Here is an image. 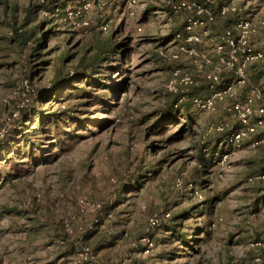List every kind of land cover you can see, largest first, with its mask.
<instances>
[{
  "label": "rangeland",
  "instance_id": "374dc122",
  "mask_svg": "<svg viewBox=\"0 0 264 264\" xmlns=\"http://www.w3.org/2000/svg\"><path fill=\"white\" fill-rule=\"evenodd\" d=\"M192 1L0 0V264H264V0Z\"/></svg>",
  "mask_w": 264,
  "mask_h": 264
},
{
  "label": "built area",
  "instance_id": "2783aa9c",
  "mask_svg": "<svg viewBox=\"0 0 264 264\" xmlns=\"http://www.w3.org/2000/svg\"><path fill=\"white\" fill-rule=\"evenodd\" d=\"M131 2L135 3V0H131ZM213 5H214L213 0H194L188 3H180V4L172 5L171 8L174 12L184 11L195 14V17H189L186 19L185 22V31L188 34L186 40L188 42L198 41L197 36L194 35V30L196 28L203 27L204 25H207V23L214 22L215 16L212 9ZM218 10H219L218 14L220 16H228L240 12V10L236 6L230 4L223 5ZM236 29H238L239 40L237 39L234 40L232 38V35L229 32H227L223 41L225 42L228 48L232 49V52H235L233 51L235 47L234 44L235 42L237 43V41H239L240 45L244 46L242 52L245 54V60H244V64H245L247 61L253 58L251 56L252 53L250 52V50L247 49L245 52L244 48H246L247 38L251 35L256 34V28L248 22L240 21L237 24ZM218 49L220 50L221 47H218ZM263 51H264V46H263ZM209 105H211V103H209ZM257 117L260 118L258 124H262L264 122V106L257 111Z\"/></svg>",
  "mask_w": 264,
  "mask_h": 264
},
{
  "label": "trees",
  "instance_id": "16d2710c",
  "mask_svg": "<svg viewBox=\"0 0 264 264\" xmlns=\"http://www.w3.org/2000/svg\"><path fill=\"white\" fill-rule=\"evenodd\" d=\"M52 3H54L55 2V0H50ZM32 8L31 9H28L26 12H27V14L29 15V17L31 18V15H33V13H32ZM213 10H214V8H213ZM15 36L17 37V41L18 42H20V43H22V44H25L26 43V41H28V39H29V37H28V34L27 33H24V34H22V33H20L19 31H16L15 32ZM108 51H111V50H109V48H106V46H103V47H99V49H98V51H97V54L92 58V62H91V65L89 66V67H92L93 68V73H95L96 72V68L97 67H99V66H97V63L98 64H100L101 62H103L104 60H105V58H103V56H101V54H105V53H107ZM96 64V65H95ZM91 68V69H92ZM89 69V68H88ZM87 70V69H86ZM83 75H85V78L86 79H88V77L86 76V74H83ZM25 126V125H24ZM185 192H184V194L187 192V190H184ZM183 196V194H181L179 197H182ZM173 232L175 233V235L177 236L178 234H177V232H175V230H173ZM178 237V236H177Z\"/></svg>",
  "mask_w": 264,
  "mask_h": 264
},
{
  "label": "crops",
  "instance_id": "0c3cea01",
  "mask_svg": "<svg viewBox=\"0 0 264 264\" xmlns=\"http://www.w3.org/2000/svg\"><path fill=\"white\" fill-rule=\"evenodd\" d=\"M113 1H116V0H113ZM181 3H182V2H181ZM175 4H180V3H175ZM172 5H174V3H172V4H171V6H170V9H171V10H172V8H171V7H172ZM118 8H119V6H117V8H116V9H118Z\"/></svg>",
  "mask_w": 264,
  "mask_h": 264
}]
</instances>
